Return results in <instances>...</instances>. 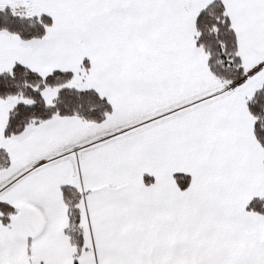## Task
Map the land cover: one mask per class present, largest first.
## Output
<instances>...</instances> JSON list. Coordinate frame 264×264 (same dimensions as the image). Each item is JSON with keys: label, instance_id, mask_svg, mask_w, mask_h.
<instances>
[{"label": "snow or ice", "instance_id": "obj_1", "mask_svg": "<svg viewBox=\"0 0 264 264\" xmlns=\"http://www.w3.org/2000/svg\"><path fill=\"white\" fill-rule=\"evenodd\" d=\"M0 264H264V0H0Z\"/></svg>", "mask_w": 264, "mask_h": 264}]
</instances>
